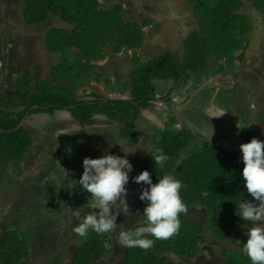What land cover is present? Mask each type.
Wrapping results in <instances>:
<instances>
[{"label": "trees", "instance_id": "1", "mask_svg": "<svg viewBox=\"0 0 264 264\" xmlns=\"http://www.w3.org/2000/svg\"><path fill=\"white\" fill-rule=\"evenodd\" d=\"M186 1L193 7L200 27L186 38L183 57L167 50L141 63L139 49L145 43V27L152 22L150 19L144 23L127 19L122 4L103 8L99 0H25L24 18L28 25L45 23L50 14H55L71 27H54L46 36L48 51L61 55L60 63L53 66L54 83L40 79L29 69H25V74L18 79L5 78L8 83L17 80L13 85L10 83L13 90L23 80L17 95L22 100L19 105L7 107L8 97L1 99L0 152L9 160L26 161L36 136L18 126L31 110V113L53 114L56 110L68 109L83 126L95 124L100 116H106L130 127L136 124L142 110L150 109L159 93L157 81L173 79L178 84L173 91L187 93L197 87L196 82L210 76L214 65L219 67L220 74L237 76L233 66L236 53L245 48L252 28L250 17L240 12L243 0ZM248 1L264 13V0ZM107 48L114 54L125 49L133 51L134 70L125 89L126 99L117 96L122 91L99 67V62L108 58ZM208 65L211 70L207 69ZM13 90L9 89V94L5 95H13ZM221 130L218 138L197 139L193 145L196 135L190 129L167 126L159 130L160 139L152 151H162L169 157L166 166L155 165L150 155L139 168L141 172H150L153 183L164 174H172L182 181L186 186L181 190L182 200L186 206L199 204L204 207L208 229L216 235V241L234 238L237 246L224 257L226 264H251L240 251V246L247 240L244 224L248 222L242 221L235 212L236 204L252 197L243 184L244 165L239 152L219 143L220 139L230 136L233 129L222 127ZM137 133L132 141L138 140ZM179 219V233L168 240H155L147 229L139 230L142 238L154 240L153 247L148 250L130 248L125 264H188L186 260L197 257L203 251V227L186 214H181ZM108 240V234L90 230L87 237L79 241L72 264H91L101 258L108 251ZM28 250L27 237L22 230L0 232V264H19L28 255ZM169 254L182 260H175Z\"/></svg>", "mask_w": 264, "mask_h": 264}, {"label": "rangeland", "instance_id": "2", "mask_svg": "<svg viewBox=\"0 0 264 264\" xmlns=\"http://www.w3.org/2000/svg\"><path fill=\"white\" fill-rule=\"evenodd\" d=\"M99 1L103 8L114 7L122 4L125 8L123 13L125 14V17L127 19H137L142 23L146 22L148 19L152 21L149 25L145 27L147 36L143 47L139 49L141 63L150 61L155 57L160 56L161 54H163V52L167 50H171L179 58L183 57L182 55L186 38L196 30H199L200 27L198 17L194 12L193 7L189 5L186 0ZM22 6H25V3L23 0H19L18 4L14 6V10L12 9L14 15V20L12 24H6V21L4 20H1V22L4 21L3 23L0 22V32L7 31V33L14 37L10 38L13 44L9 50H12V52H17V59L15 58L16 62L12 66L14 69L13 75L16 74L14 75V77L22 76L25 74V69H29L32 73H34V75L38 76L40 79H46V82L50 81L51 83H54L52 79V70L54 69V65L60 63L61 55L52 54L48 51V49L46 48V36L47 33L54 27H71V25L63 22L61 17L59 15H56L55 17H52L50 21L47 20L45 23L39 24L38 26L29 27L25 23L22 15ZM240 12L248 15L252 23L251 31H249L250 33L247 37L249 47L243 48V51L241 50L243 53H241L242 57L250 58V56L253 57V55L251 54H254L256 58L263 59L264 13L259 12L253 5L252 1L248 0H243V7ZM2 24L8 25L10 29L4 28ZM191 37L193 36L191 35ZM5 42L7 43L6 40ZM3 48L4 47H2V49ZM106 51L108 53V58L105 61L99 62V67L102 71L109 74V76L113 80H115L114 85L122 91V93L118 94L117 96L126 99L128 98V93L125 92V89L129 85L130 79L133 75L132 72L134 70L133 51L125 49L124 52L120 54H114L110 50V48H107ZM6 56H8V54H6ZM257 61L259 62V60ZM233 66L236 68L238 67V63L236 62V60ZM0 68H2V65H0ZM207 69L211 70L210 65H208ZM219 74L220 73L218 72L215 73V76L217 75L220 78H216L217 80L213 79V85L217 87V89L221 86L223 88L225 87V93H221L222 97H224L225 94H228V92H230L231 94H239L241 91H243L242 89L238 88L237 85L235 87L233 84V90L229 91V85L224 84V82H226L225 78H223L222 73L220 75ZM231 75L233 76V74ZM227 79H229V77H227ZM228 81L230 83H234L232 80ZM22 82L16 85V87H14V90L13 86H4L5 88H1L0 102L2 98L6 99V97H8V104H6L5 106L12 107L14 104L19 105V101H21L22 99H20L17 95L20 92L19 89H21V86L23 85ZM172 82L173 79L166 81H157L156 84L159 89V93L157 95L162 96L174 90ZM100 86L106 92L103 86ZM9 89H12L14 91L13 95H5V93L9 94ZM111 98L116 97L112 96ZM243 98L244 94H242L238 98V100L241 101ZM165 103L166 105H168L167 102ZM228 105L230 106L231 104ZM232 105L233 107H235L233 109L237 112L238 110L241 111L245 109V105ZM155 106V112L152 111L153 108L151 109V107L150 109L142 110L139 119L136 120V124L134 126L127 127L128 125L126 123L122 121H117L118 123L113 122L106 116H100L99 121L97 122L98 125H103L106 127V136H108V140L110 139L111 142H113L109 150H111L112 148H118V144H116V142L117 140H119L120 134L125 133L128 141H131V139H134L135 132L139 133H137L139 135V138L137 140L138 146L136 147L139 149H137L134 153H131V157L129 158L134 159L136 162H138L137 165L133 167V170L140 169L139 164L145 162L148 156H150L149 153L152 152L153 149L156 147V142L160 139V134H158L159 130L165 129L167 126L177 127L179 126V124H181L179 119L175 117V113H172V111H170L169 107L167 111L164 109L165 106L163 105L160 107L158 104H156ZM218 111V109L214 108L212 109L211 114L217 115ZM227 111H230V109ZM38 114L41 116V114L45 113L40 112ZM49 114L50 113H48V115ZM55 114L56 115L52 116L51 118V125L53 127L55 136L56 134H59L58 129L60 128V131L70 134V136L64 135L67 140H70L71 138L73 141L77 139L79 141L86 142L87 138L84 133L88 130H96L95 127L81 125L80 122L77 121L70 114V111L68 109H60ZM217 117H222V113L220 114V116ZM246 124H249V128L253 125L252 122H244L243 124H241V126H246ZM120 126H122L123 128V132H120ZM196 128V130H201L200 126H196ZM215 128H218V126L215 125ZM203 130L207 131L205 135L210 134V132H212L206 129ZM244 133L245 135H249L251 132H249L246 127H244ZM253 137L259 138L260 136H252V138ZM198 138L199 136L195 137V141L193 142L195 144L193 145H196V141ZM213 138H215L214 135L211 139ZM37 140L38 143L34 146V148L32 150V147L30 148V154L26 161L9 160L7 157H5L2 152H0V230L4 231L5 233L14 231V228L18 226H16L15 224L16 220L19 217L28 218V216H26L27 213L31 216L29 217L30 221H33L38 218H35L34 212L36 210L35 205L40 203L39 201L42 202L45 200V198H43V194L45 193L46 189H41L42 184H44L43 178L45 177V175H47L48 177V173L49 178H52V176L60 177L58 175L60 170L56 172L52 171V156L49 155L50 160L48 159V157L47 159L43 158L44 153L47 151V144H43L46 139L41 136L38 137ZM221 142L222 140L219 141V143ZM222 145L226 148H229L230 143L226 142L225 144L222 143ZM136 148L133 146L131 148L126 149L135 150ZM105 153L107 152L104 151L103 154ZM141 191L142 190L140 189L139 194ZM45 203L48 204L47 202ZM58 209L59 204L48 205L45 208V210ZM193 212L191 211L189 212V214L191 215L193 214ZM67 214L68 213L65 212V214L62 215ZM199 215H202L203 219L205 214L203 212L202 214L201 212H199ZM208 221L209 220L207 217V222ZM30 223H26L25 225H22V227L25 226L26 228H31L33 226L32 224L34 223ZM248 224L250 226V222H248ZM208 226L206 230L203 229V232L206 231L208 233V241L206 242V245L203 244V250H208V253L202 255V251L200 253V255H202L200 259L204 260L203 262H205V264H209L208 260H210L211 262H215L216 264H226L224 257L226 258V256H229V252L232 248H235L237 244L232 241L226 243L225 241L227 240H224V242L221 240L216 241V235L212 233L213 231H209L210 229H208ZM28 231L30 233V230ZM56 231H59L60 233V230L56 229L54 231H51L48 236L42 237V239H34L32 236L35 233V229L32 228V236L30 234V239L32 241L34 249H36V251L39 253L46 252V255L48 256V254H50L49 249L53 251L54 247L57 248L56 239L58 235ZM169 255L175 260H182L176 255ZM192 263L193 262L191 261L189 262V264Z\"/></svg>", "mask_w": 264, "mask_h": 264}, {"label": "clouds", "instance_id": "3", "mask_svg": "<svg viewBox=\"0 0 264 264\" xmlns=\"http://www.w3.org/2000/svg\"><path fill=\"white\" fill-rule=\"evenodd\" d=\"M46 113V112H44ZM51 114V113H50ZM71 114V113H70ZM246 126L237 125L238 130ZM125 155L105 153L99 157L83 159V173L79 181L72 180L70 188L77 183L90 193L88 203L82 207L70 208L69 216L78 221L74 233L86 238L89 229L97 234H110L116 231L117 216L120 213L129 214L126 201L129 173L133 165L128 154L135 150H126ZM242 153V178L246 192L252 199H242L236 204V212L244 224L247 240L240 246V251L250 260L251 264H264V141L253 137L250 141L240 144ZM155 165L166 166L169 157L162 151L149 153ZM137 184L146 185L139 194L141 201L147 202L141 216L147 225V231L155 240H168L179 233L180 215L187 213V206L182 200L181 190L186 187L182 181L172 174H164L153 183L148 170H143L132 177ZM206 194V193H205ZM89 208L92 214L82 217V209ZM96 210V211H94ZM142 231H132L122 228L116 240L122 248H140L148 250L153 247L154 240L142 238Z\"/></svg>", "mask_w": 264, "mask_h": 264}, {"label": "crops", "instance_id": "4", "mask_svg": "<svg viewBox=\"0 0 264 264\" xmlns=\"http://www.w3.org/2000/svg\"><path fill=\"white\" fill-rule=\"evenodd\" d=\"M18 1L19 0H0V22H1V20H4V21H6V24H12L13 23V20H14L13 16L14 15H13L12 9L14 10V6L16 4H18ZM23 1L25 3V0H23ZM25 7H26V3H25V6H22L23 18H24V8ZM55 16L56 15H54V14H50V16L48 17L47 20L50 21V19L52 17H55ZM4 21H2L1 23H3ZM24 21H25V18H24ZM40 24H43V23H40ZM2 25L4 28L10 29V27L8 25H5V24H2ZM38 25L39 24H35V25H28L27 24V26H29V27L38 26ZM10 38H14V37L12 35H10L9 33H7V31L0 32V46H1L0 63L3 65V69L0 68V76L1 77L3 74L8 73L9 71H10V73L12 72V69H13L12 66L16 62L15 58L17 59V52L16 51L12 52V50L9 51L10 48L12 47V44H13V42ZM5 40L7 41V43L5 42ZM4 45L7 47H5ZM2 47H4V48L2 49ZM248 47H249V45H248V40H247V45L245 46V48H248ZM1 50H3V51H1ZM243 50L244 49H242V51ZM242 51L240 50L236 53V62L238 63V67L236 68L237 69V76H234L233 73H228L227 75L222 74V75H223V78H225V80L227 81V84L229 85V89H230L229 91H231V88H233V85L235 87L237 85V87L242 89L243 91H241L239 94H236V93L231 94L230 92H228V94H225V96H224V101H225L224 102L225 103L224 109L222 110V106L219 107L221 109L216 108L219 111H218V114L215 116H220V114L222 113L223 118H225V120H226V122L222 124L223 127L224 128L228 127L230 129H233L231 134L238 132L242 136L245 135L244 128L241 129L239 132L237 125L241 126V124H243L244 122L247 121L246 119L251 120L253 124H255L257 127L259 126L261 129L260 130L261 135L258 139L264 141V119H263L264 118V49H263V59L256 58L254 54H251V55H253V57L250 56V58L242 57V54H243ZM9 53H11V54H9ZM184 53H185V51L183 50V55H184ZM6 54H8V56H6ZM257 60H259V62ZM218 70H219V67H216L214 65L212 67L210 74H209L210 78L208 81L210 83H212L213 87H215L213 85V79L220 78L217 75L215 76V73H217ZM231 74H233V76ZM14 75H16V74H14ZM14 75L12 74V77L15 79H18L20 77V76L14 77ZM227 77H229V79H227ZM228 80H232L234 83H230ZM13 81H11L10 83L12 84ZM10 83H8L6 81L4 82L5 86L10 85ZM219 89L222 91H225V87L223 88L221 86L220 88H218L217 89L218 92H219ZM217 91H216V95L213 98L214 101L218 98V92ZM241 93L244 94V98L241 101H239L238 98L242 95ZM228 104H231V105L229 106ZM232 104L245 105V109H243L241 111L238 110V112H237L233 109L235 107H233ZM229 109H230V111H227ZM91 127H93V126H91ZM120 128L122 129V126H120ZM105 129H106V127L104 126L101 129V132L106 133ZM121 129H120V132H122ZM58 131H59L58 136L62 135L61 137H63V135L69 134V133H64L63 131H60V128L58 129ZM95 131H97V130H95ZM47 135H46L47 138L44 137L46 140L43 142V144H45L47 141V148H46L47 151L44 153L43 158L47 159V157H48V159L50 160L49 155L52 156V158H53L51 160V163L53 166L52 171L56 172V171L60 170L58 173V175L60 177H58V176L53 177L52 176V178H49V173H48V177H47V175H45V177L43 178L44 184H42L41 189L42 190L46 189L45 193L43 194V198H45V200L42 202L39 201L40 203L35 205L36 210L34 212L35 213L34 216H35V218L36 217H38V218H36L33 221H30L29 217H31V216L27 213L26 216H28V218L19 217L16 220L15 224H16V226L18 225L17 231L21 232V230H22L23 232H25L26 237H27V241H28V249H29L28 255L25 258H23L22 261L19 262V264H32V263L37 264V263H35V261L36 262L39 261V263H43L47 259L48 260L50 259L51 261H53L54 259L57 260L58 257H56V255H55L56 250H57V252L60 251V252H64V254H65L67 251L70 250V248H75V247L78 248L79 241L84 239V238H82V237H80L74 233V228L78 224V221H76L74 218H70V216H69L70 208L76 209V208H79V207L86 205L88 203L89 197L91 195L90 193L84 191L82 189V186L79 185V183H77L74 187L70 188L71 184L73 183L72 180L79 181V179H80V177L84 171V169H83V159L84 158L82 159L80 157L81 155L79 154V151H76L73 149L70 153H66L67 154V160H66V163H64L63 160L61 159L59 153H56V148H57L58 142H55L54 146L49 145L48 141H50V140H49V136H47ZM256 135L259 136L258 134H256ZM35 136H36V134H35ZM119 136H120V139H123L122 142H119V143H122L123 147L125 146L126 148H131L134 146L136 148L138 146L137 141H135V140L132 141V139H131V141H128L126 135L120 134ZM246 136H247V142L252 139L250 137V135L249 136L246 135ZM246 136H244V137H246ZM38 137L39 136H36V141H37ZM232 138H233V136L230 135L227 138H225L224 141H228L229 139L232 140ZM111 146L103 149V151H101V155H103L104 151H106L107 153L115 154V155H121V156L125 155V153L121 150V147L119 144H118V148H112L111 150H109ZM79 150H80V148H79ZM126 150H130V149H126ZM150 153H152V152H150ZM29 154H30V152H28V154L26 155V157H27L26 160L28 159ZM130 157H131V154H128V159ZM91 158H96V157L91 155ZM129 161L133 165V167H135L138 163L134 159H129ZM129 177H130L129 183L126 185V188L128 190L127 196H126V201H127L128 206H129V209H130L129 212H131L130 220L133 222L132 224H133V226H135V228H139L141 225L144 224L139 229H136L135 232L142 230V229L145 231L147 229V225L144 223V220L142 221L141 215L139 214V217L137 219L134 217V214H136V211H138L140 209L139 207L138 208L134 207L136 204V201H134V199H133V197L139 198V190H137L135 187V186H138V184L132 180L131 175H129ZM131 181H133V183H131ZM139 200H140V198H139ZM45 202H47L48 204H46ZM52 204H59V209L58 210H45L46 206L52 205ZM85 209L87 210V213L89 212L90 214H92V210L85 207L82 209V217L85 215L83 213V211ZM65 212H67L68 214L62 215V214H65ZM30 222L34 223V224H32L34 227L33 226L31 228L30 227L26 228L25 226L22 227V225H25L26 223L28 224ZM71 225H72V227H71ZM32 228L35 229V233L33 236L31 234ZM56 229L60 230V233H59V231H56V233L58 235L57 239H56L57 248L54 247L53 251H51L49 249L50 254H48V256L46 255L47 254L46 252L45 253L37 252L36 249H34V246H33L32 241L30 239V234L34 239H38V238L42 239V237L48 236L51 233V231H54ZM28 230H30V233ZM38 231H39V233H38ZM89 231H90V229H89ZM108 238H109V240H108V245H107V248H108L107 252L109 254H112L113 249H114V242H113V240L109 234H108ZM126 256H127V254H126Z\"/></svg>", "mask_w": 264, "mask_h": 264}, {"label": "flooded vegetation", "instance_id": "5", "mask_svg": "<svg viewBox=\"0 0 264 264\" xmlns=\"http://www.w3.org/2000/svg\"><path fill=\"white\" fill-rule=\"evenodd\" d=\"M13 71H14V69H12L11 73L9 71L8 73L3 74L2 77L0 76V89L10 86V85L5 86L4 82L6 81L5 78L7 76L12 77ZM209 78H210V76L208 78H206L205 80H201V82H196L195 84L197 85V87L195 86L191 91H189L187 93L186 92L176 93L172 90V91H170L169 96H167V97H162L161 95H155V98L151 102V106H150L151 109L153 108L152 111H154V112L156 111V106H155L156 104H158L161 107L162 105L165 106L166 105L165 102H167L168 105H166L164 107V109L168 111V107H169L170 111H172V113H175V117H177L179 119V121L181 122V124H179V126H177L176 128L179 127L178 129H180V128L190 129L194 135L199 136L198 139L211 140L213 135L215 138H218L220 132L222 131L221 130L223 127L222 124L225 123L226 120H225V118H223V116L219 118L215 115H212L211 110H212V108L213 109L214 108L219 109V107H221V106H222V110L224 109V106H225L224 102L225 101H224V97L221 96V93L224 91L219 89V92H218L217 87H213L212 83H210L208 81ZM14 81H16V80H14ZM172 84H173L172 85L173 88L178 86V84L176 83L175 80H173ZM216 91L218 92V98L214 101L213 98L216 95ZM168 99H170V102H168ZM173 104H174V107H172ZM57 111L58 110H56L53 114L48 115V113H45V114H41V116H40L38 113H31L32 112V110H31V111L26 113V115L24 116V118L22 119V121L19 124L20 127L19 126L18 127L19 128L24 127L25 130L32 132L39 137L43 136V138L44 137L47 138L46 135L48 134L47 136H49V140H50V141H48L49 145L54 146L55 145L54 143L58 142V144L56 143L57 144L56 153H59V155H60V157L64 163H66V160H67V154L66 153H70L73 149L76 151H79V154L81 155L80 157L83 159L85 157H91V155L95 156V157H99L101 155V151H103V149L112 145L113 142H111L110 139L108 140V138H107L108 136H106L107 133L101 132V129L104 126L98 125L97 123L92 124V125H86V126H93L97 130V131L88 130L87 132L84 133L86 135V138H87L86 142H82V141H79L77 139L73 141L71 138H70V140H67L64 135H63V137L58 136V134H56V136H55L54 131H53V127L51 125V121H52L51 118H52V116L56 115L55 113ZM152 111H150V112H152ZM205 111H206V113H205ZM202 112H203V115H202ZM177 113H178V115H177ZM42 116H46L48 118L42 117ZM213 116H215V117H213ZM246 120H247L246 122H252L251 120H248V119H246ZM249 124H246V128L248 129L249 132H251L249 134L251 136V138H252V136H257L256 134H258L260 136L261 135L260 127L259 126L257 127L255 124H253L249 128V126H248ZM215 125L218 126V128H215ZM221 125H222V127H221ZM196 126H198V127L200 126L201 130H196L197 129ZM203 129H206L208 131H212L214 133L210 132V134H206V135H208V136H206L205 133L207 131H205ZM68 135L70 136V134H68ZM231 135L233 136L232 140L229 139L228 141H223L225 138H222V139H220V140H222L221 144L222 143L225 144L226 142H229L230 143L229 148H231L235 151H238L239 156L242 157V153L240 151L239 146L241 143L247 142V136L244 135V136H246V137H244L238 132L237 133L235 132L234 134H231ZM122 141H123V139H120V136H119V140H117V142H122ZM194 141L195 140H193V142ZM37 143H38V140L35 141V143L32 145L31 149H33ZM45 144H47V141ZM192 144H195V143H192ZM79 148H80V150H79ZM26 158L27 157H25V159ZM140 172H141L140 169L132 170V172H130L129 175L134 177V176L138 175ZM131 183H133V181H131ZM135 187L137 190H140V189L142 190L143 187H146V185L138 184V186H135ZM133 199H134V201H136V204L134 207L140 208L138 211H136V214H134V217L137 219L139 217V214L140 215L142 214L143 209L146 206L147 202L141 201L137 197H133ZM191 211L192 212L195 211V212H193V214L190 215L189 212H191ZM199 212H201V214L203 212L205 215H207L206 211H204V207L199 205V204L187 206L186 215L197 220L199 222V224H201L203 229L206 230V228L208 226L207 225V223H208L207 217L204 215V217L202 219V215L200 216ZM83 213L85 215L90 214L89 212L87 213L86 209L83 211ZM130 214H131V212H129V214H127V215L124 213H120L117 216V220H116L118 228L116 229L115 232L109 234L111 236L113 242H114L113 253L112 254H109L108 252L104 253V255L101 258L95 259L91 264H125V261H126L125 257H127L126 254L128 253L130 248L120 247L117 240H116V236L122 228H126L127 230L135 233L136 229H139L141 226L144 225L143 224L139 228H135V226H133V224H132L133 222L130 220ZM141 218L143 221L142 216H141ZM71 227H72V225H71ZM16 230H18L17 227L14 228V231H16ZM1 231L2 230H0V232ZM209 231H212V230H209ZM207 235H208V233L206 231L203 232V234H202V242L205 245H206V242L208 241ZM221 241L224 242V240H221ZM231 241L234 242L235 241L234 238L229 239L225 242L229 243ZM67 252L64 254V252H60V251L57 252V250H56L55 255H56V257H58L57 260L54 259L53 261H51L50 259L49 260L47 259L48 261L45 260V262H43V263H39V261H37L36 263L37 264H46V263L47 264H72L73 260L77 256L78 248H76V247L70 248V250ZM207 253H208V250L204 249L202 255H205ZM202 255L199 254L197 257H195L193 259H188L186 261L188 264L190 261L193 262L192 264H205V262H203L204 260L200 259ZM171 258H173V257H171ZM208 261H209V264H211V263L216 264L215 262H211L210 260H208Z\"/></svg>", "mask_w": 264, "mask_h": 264}, {"label": "water", "instance_id": "6", "mask_svg": "<svg viewBox=\"0 0 264 264\" xmlns=\"http://www.w3.org/2000/svg\"><path fill=\"white\" fill-rule=\"evenodd\" d=\"M173 97V96H172ZM172 107H174V104L172 105ZM177 115H178V113H177Z\"/></svg>", "mask_w": 264, "mask_h": 264}]
</instances>
